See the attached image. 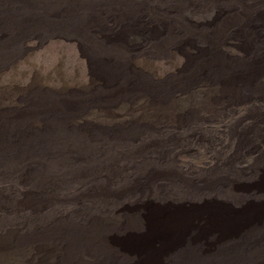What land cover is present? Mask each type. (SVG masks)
I'll return each instance as SVG.
<instances>
[{
  "label": "rangeland",
  "instance_id": "obj_1",
  "mask_svg": "<svg viewBox=\"0 0 264 264\" xmlns=\"http://www.w3.org/2000/svg\"><path fill=\"white\" fill-rule=\"evenodd\" d=\"M23 1L28 0H0V6L27 10ZM47 1L58 5L64 0ZM94 1L100 10L94 37L123 44L127 69H135L144 83L119 107L99 103L93 93L90 105L97 115L89 108L76 121L57 125L59 143L50 141V150L41 148L37 132L14 134L18 143L7 147V154L18 156V164L12 179L0 178V190L15 204L0 209V216L24 229L51 217L85 223L96 215L108 221L122 218L124 228L128 218L155 206H198L201 218L178 244L163 249L156 260L141 263L133 257L131 262L181 264L208 257V264H264V213L227 236L208 227L196 236L210 208L224 214L264 208V0H128L124 7L133 3L130 8L138 9L140 21L123 36L129 18H119L112 0ZM154 7L173 13V29L150 18L147 11ZM40 10L33 5L32 12ZM79 10L54 13L52 28L43 22L18 29L16 53L0 62V90L92 91L108 83L106 51L97 52L81 35L65 30L67 15ZM221 64L228 66L227 80L220 71L215 75ZM28 126L41 128V119ZM26 140L34 144L26 147ZM143 167L154 169L147 179L141 176ZM37 172L47 177L44 191L54 195L42 208L19 202L41 190ZM73 172L80 177L67 182ZM102 179L120 190L99 202L90 193ZM185 180L196 185L197 194L187 190ZM133 181L137 189L127 188ZM137 229L133 234L139 235Z\"/></svg>",
  "mask_w": 264,
  "mask_h": 264
},
{
  "label": "bare ground",
  "instance_id": "obj_2",
  "mask_svg": "<svg viewBox=\"0 0 264 264\" xmlns=\"http://www.w3.org/2000/svg\"><path fill=\"white\" fill-rule=\"evenodd\" d=\"M116 4L119 18L129 22L124 26L121 36L127 31L138 26L140 17L138 9L136 11L130 3L124 7L128 0H112ZM27 10H18L11 7L0 6V62L10 58L17 51L15 47L19 39L18 29L25 27L24 24H42L47 28H52L54 23L51 16L56 12L71 13L74 7L82 9L74 15L68 14L65 27L67 32L81 35L97 52L103 49L110 56L109 63L105 65L108 70V83L105 86L92 91L65 90L55 93L44 91L40 88H32L30 91H8L0 90V178L12 179L14 168L18 164V156L12 157L7 154V147L14 142L13 135L37 132L41 134L42 149L50 150V141L59 143L54 128L67 122H74L76 118L91 108L90 102L93 93L99 103L106 105H124L128 96H134L144 83L135 69H127L129 65L124 59V45L121 43L107 42L105 38L94 37L93 26L99 23V8L94 0H64L58 5H52L47 0H28ZM5 4V3H4ZM17 4V3H12ZM41 6L40 13L33 11V5ZM60 4H63L60 6ZM150 18L161 28L173 29L170 24L172 14H168L162 8H150L147 11ZM170 18V19H169ZM29 26V25H28ZM30 29V27H28ZM62 27L61 25H59ZM140 28V26L138 27ZM137 29V28H135ZM163 47V43H159ZM90 50L96 55L95 51ZM116 54L117 56H114ZM219 59V58H218ZM198 65V64H197ZM220 71L224 80L230 76L224 74L228 71L227 64L217 65L215 75ZM23 94L21 101L16 102L19 94ZM119 107V106H118ZM91 110V114L97 113ZM41 128L29 127L30 122L40 124ZM98 122H102V117H96ZM46 123V125H43ZM33 136V134H31ZM34 140H40L36 138ZM33 141L26 140L25 146L31 147ZM47 152V151H40ZM154 173V169L143 167L141 176L149 178ZM180 182L184 180L181 175H176ZM38 186L41 190L28 192L20 203H25L34 208L45 206L51 202L54 195L51 191H44L42 186L46 180V175L41 172L36 173ZM80 175L73 172L66 177L67 182H73ZM186 188L193 194L198 193L196 185L185 180ZM42 185V186H41ZM138 187V182H131L127 188ZM120 189L110 187L106 180H100L92 184L91 195L99 202L113 199ZM10 202L0 190V209L7 211ZM202 208L193 206L191 208H163L155 206L147 213L133 216L126 220L124 228H120L121 219L107 220L101 216H89L85 223L78 220L67 219L65 216L52 217L45 224L39 225L37 221L30 222L28 228H21L18 222H7L0 216V264H137L132 263L131 258L138 257L139 262L156 260L163 249L171 244H178L182 235L186 234L193 226L195 220L202 216ZM264 213V208H256L249 213L237 214L226 212L220 213L214 208L209 209L207 224L198 227L197 235L206 234L203 230L208 227L227 236L238 227L241 222L255 219ZM43 220V219H42ZM137 229L139 235L133 234L132 229ZM145 229V230H142ZM128 237L127 241L122 238ZM172 248V247H171ZM170 249V248H169ZM208 257H196L186 259L181 264H208Z\"/></svg>",
  "mask_w": 264,
  "mask_h": 264
}]
</instances>
